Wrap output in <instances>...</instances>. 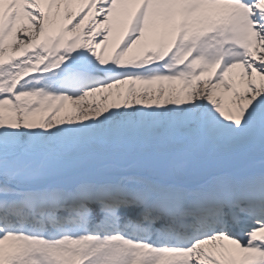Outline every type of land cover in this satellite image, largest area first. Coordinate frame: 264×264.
I'll return each mask as SVG.
<instances>
[{
	"label": "snow or ice",
	"instance_id": "6c2138e0",
	"mask_svg": "<svg viewBox=\"0 0 264 264\" xmlns=\"http://www.w3.org/2000/svg\"><path fill=\"white\" fill-rule=\"evenodd\" d=\"M0 264H264V0H0Z\"/></svg>",
	"mask_w": 264,
	"mask_h": 264
}]
</instances>
